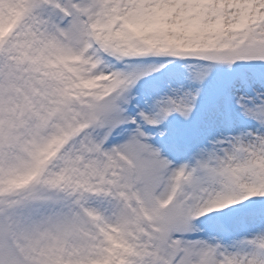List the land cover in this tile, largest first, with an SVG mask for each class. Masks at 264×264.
Masks as SVG:
<instances>
[{
	"label": "snow or ice",
	"instance_id": "6c2138e0",
	"mask_svg": "<svg viewBox=\"0 0 264 264\" xmlns=\"http://www.w3.org/2000/svg\"><path fill=\"white\" fill-rule=\"evenodd\" d=\"M0 264H264V0H0Z\"/></svg>",
	"mask_w": 264,
	"mask_h": 264
}]
</instances>
